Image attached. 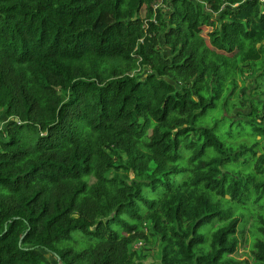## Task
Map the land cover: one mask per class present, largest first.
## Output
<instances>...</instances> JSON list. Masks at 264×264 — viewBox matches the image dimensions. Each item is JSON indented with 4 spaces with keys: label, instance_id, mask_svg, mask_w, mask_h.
<instances>
[{
    "label": "trees",
    "instance_id": "trees-1",
    "mask_svg": "<svg viewBox=\"0 0 264 264\" xmlns=\"http://www.w3.org/2000/svg\"><path fill=\"white\" fill-rule=\"evenodd\" d=\"M159 1L0 0V264H264V0Z\"/></svg>",
    "mask_w": 264,
    "mask_h": 264
},
{
    "label": "rangeland",
    "instance_id": "rangeland-1",
    "mask_svg": "<svg viewBox=\"0 0 264 264\" xmlns=\"http://www.w3.org/2000/svg\"><path fill=\"white\" fill-rule=\"evenodd\" d=\"M161 6L163 7V9H167L165 2H163ZM141 14H143V12H141ZM209 29H210V26H205L202 29V35L205 38H207V31ZM168 51H169L168 48L163 46V52L168 53ZM246 70L247 71L243 72L242 74L243 77L246 78V84L249 87V89H247L246 91H249L250 96H254L256 99H260L264 101V76L261 74L262 71L256 72L254 68H249V67H246ZM242 85H244V82L240 80L237 83V87H236L239 93L241 92ZM238 108L236 110H242L243 113L247 112V109H248L246 107L242 108L240 106ZM213 112L215 115H217L218 112H220V110L219 108H217ZM225 114L230 115L231 113L228 114L227 112H225ZM233 117H235V115H233ZM203 124H207V122L204 121ZM225 125H227V123ZM243 125L249 128L247 124H243ZM227 130L230 132L232 131L235 135L237 133V136L239 137H244L245 135L244 131L239 128H235V127L229 128L228 126ZM0 138H2V135H0ZM226 142L231 143L234 147H237L238 145H240V143H238L239 140L234 141L232 139H228L226 140ZM249 144L250 143H248L247 145ZM261 151L262 150H259L256 154L258 155L259 153H261ZM143 193L146 194L150 198L155 196V193L151 191V189L149 188H144ZM248 202L250 206H254L259 209L262 208V210H264V206L262 205V203H264V198L260 200L261 205L259 203H256L255 201L254 202L248 201ZM226 205H228V202L226 203ZM235 212L237 215H239V210L235 209ZM255 217L256 216L254 213L245 212V216L240 217V221L237 227V232L235 234L238 243H237L236 251L234 253V257H236L238 260L242 262H245L246 264H253V255L251 252L252 242H253L252 236H257L258 234L256 227H255V223H254L256 219ZM210 225L211 224L203 225L200 230L206 231ZM79 234L80 233L78 231H73V236L76 237ZM134 248L141 251L140 254L142 255V257L144 258L146 262L158 257L159 247H158L157 242L144 243L143 240L138 241L136 244H134Z\"/></svg>",
    "mask_w": 264,
    "mask_h": 264
},
{
    "label": "built area",
    "instance_id": "built-area-1",
    "mask_svg": "<svg viewBox=\"0 0 264 264\" xmlns=\"http://www.w3.org/2000/svg\"><path fill=\"white\" fill-rule=\"evenodd\" d=\"M162 3H163V0H160V1L155 5V7H156V6H160Z\"/></svg>",
    "mask_w": 264,
    "mask_h": 264
},
{
    "label": "water",
    "instance_id": "water-1",
    "mask_svg": "<svg viewBox=\"0 0 264 264\" xmlns=\"http://www.w3.org/2000/svg\"><path fill=\"white\" fill-rule=\"evenodd\" d=\"M18 120V118L17 117H14V121H17Z\"/></svg>",
    "mask_w": 264,
    "mask_h": 264
},
{
    "label": "crops",
    "instance_id": "crops-1",
    "mask_svg": "<svg viewBox=\"0 0 264 264\" xmlns=\"http://www.w3.org/2000/svg\"><path fill=\"white\" fill-rule=\"evenodd\" d=\"M2 119H3V120H5V118H4V117H2Z\"/></svg>",
    "mask_w": 264,
    "mask_h": 264
}]
</instances>
